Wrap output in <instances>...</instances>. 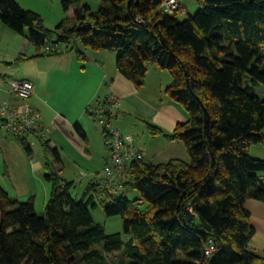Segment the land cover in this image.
Instances as JSON below:
<instances>
[{
    "label": "trees",
    "instance_id": "16d2710c",
    "mask_svg": "<svg viewBox=\"0 0 264 264\" xmlns=\"http://www.w3.org/2000/svg\"><path fill=\"white\" fill-rule=\"evenodd\" d=\"M164 1L101 0L93 11L62 0L74 14L48 30L37 13L0 0V24L23 36L35 57L75 52L86 61L87 50L114 51L118 72L137 84L152 65L169 70L166 92L188 118L171 132L147 129L182 142L189 157L135 159L119 192L94 179L76 201L73 184L54 172L56 148L39 139L50 196L39 216L34 197L19 202L0 187V264H111L112 253L117 264H264L250 247L255 230L244 207L264 202V160L249 154L264 144V0H195L200 9L183 21V7L166 13ZM97 207L123 219L125 241L93 222L89 208Z\"/></svg>",
    "mask_w": 264,
    "mask_h": 264
},
{
    "label": "crops",
    "instance_id": "0c3cea01",
    "mask_svg": "<svg viewBox=\"0 0 264 264\" xmlns=\"http://www.w3.org/2000/svg\"><path fill=\"white\" fill-rule=\"evenodd\" d=\"M27 44L23 36L12 32L0 24V63L11 64L13 61L17 62L20 60L24 64L20 72L16 74L14 80H29L33 84V94L28 100V104L41 115L42 123L49 127L46 140L49 141L53 148H56L60 158V163L56 167L62 163V154L66 155L75 166H78V158L85 162V153L88 151L92 136L93 143L97 145L96 154L98 158H91V162L95 161L97 163L96 168H94L96 170L89 174L81 170L80 173L82 174L81 176H89L88 183L93 182L96 179V173H99L107 163L109 150L104 144L102 132L92 124L93 121H90L92 119H90L91 117L87 114L86 109L90 105L100 101L105 94H113L111 91L113 87L119 89L127 83L122 80L124 77L120 73L119 75L113 71V58L104 55V53L93 51L96 52L92 56L94 59L92 62L86 61L84 67V65L81 66L76 56L68 53L56 56L35 57V51ZM87 68L89 70V79L85 81L82 78V71ZM3 75H6V73H0V82L3 81L1 79ZM76 75L77 78L74 77ZM90 76H92L91 80ZM109 78L111 83L107 84L105 81L109 80ZM88 83L91 84V88H87L86 85ZM103 85L107 86V92L100 95ZM67 89H69L71 94L73 91L83 92V97H86V104L83 109L84 115L80 113V108L76 109L77 114L72 115L68 107L59 103V99L62 98ZM8 99L12 100L14 97L8 92V88L3 85L0 87V103ZM118 100L120 108L121 99L119 98ZM117 111L118 113L120 112L119 109ZM85 116H88L89 119ZM182 120L183 118L172 117L170 114L164 116L163 123L167 122L169 126L168 129L162 130L171 132ZM75 125L81 128L83 134H80L75 129ZM116 126L122 135H130L124 132L117 124ZM29 138L36 137L28 136L24 139V143L28 146V149L23 148L27 156L19 144L16 143V145L14 143L13 140L15 139L5 133L0 135V167L2 168V173L0 174L7 182L18 183L13 188L11 187L12 191L18 190V193H22V191L26 192L25 196L35 192L29 186L30 181L40 182L44 189H46L48 182L47 180H43L45 175H43L44 164L41 160L38 161L34 157L36 154L32 150L31 142L28 141ZM20 143L22 144L21 141ZM136 144L137 148L141 150L142 148L138 146L137 142ZM97 149L99 150L98 153ZM249 153L252 155H250L252 158L264 160V144L253 145ZM257 176L264 185V171L257 174ZM85 189L86 187L84 188L83 195ZM14 197L17 199V194ZM244 207L250 214L251 226L255 230V236L260 238L261 251L264 252V202L249 199L245 202Z\"/></svg>",
    "mask_w": 264,
    "mask_h": 264
},
{
    "label": "rangeland",
    "instance_id": "374dc122",
    "mask_svg": "<svg viewBox=\"0 0 264 264\" xmlns=\"http://www.w3.org/2000/svg\"><path fill=\"white\" fill-rule=\"evenodd\" d=\"M23 9L30 10L37 13L41 19L43 26L48 30H54L58 22L62 19L71 17L74 14L75 5H71L69 10L66 12L63 9L62 0H15ZM87 5L91 10H97L101 6V0H79V5ZM184 10L182 13L178 15L179 21H183L187 16H194L198 10L200 9V5L195 0H184L182 2ZM29 45V44H27ZM30 48L32 47L29 45ZM34 50V48L32 47ZM43 50V49H42ZM98 53H104V55H108L113 58L112 69L114 72L118 73L116 68V59L118 56L117 52L114 51H97ZM68 54H72L76 56L75 52H67ZM96 52L92 50H87V60L91 61L94 59L92 56ZM61 55V54H60ZM86 61H80L81 66L84 65ZM24 64L19 61H13L11 64L0 63V73L5 74L1 77L2 80L15 79L16 74L20 72L22 66ZM85 67V65H84ZM88 68L82 71L83 80H88ZM120 75V74H119ZM77 78V75L74 76ZM73 77V78H74ZM121 77V76H120ZM72 78V79H73ZM79 78V76H78ZM122 78V77H121ZM92 76H90V80ZM123 81H126V85H123L122 88L115 89L112 88V93L121 99V106L118 108L120 112L116 113L115 127L116 124L132 135L135 139V142L138 143L143 150L144 157L152 162V163H164L170 159H180L184 161H189V157L186 153L185 147L182 142H167L162 136L153 137L150 135L147 129V125L151 124L154 126H159L161 129H168V123H163V117L168 116L169 114L172 117L183 118L182 122H185L188 118L186 111L180 104L172 101L166 92V87L171 83V75L169 70L161 69L156 65H152L148 67L146 76L143 80L142 84H137L125 78H122ZM107 84L111 83L109 80L105 81ZM87 88H91V84L88 83ZM262 89V88H261ZM107 92V86L103 85L102 91L100 95L105 94ZM83 92L73 91L70 93L69 89L65 90V93L62 95V98L59 99V103L63 104L69 108V111L73 114H77L76 109L80 108V113H83V109L85 107V99L83 97ZM106 97V94L100 99ZM98 102V101H97ZM96 102V103H97ZM95 104V103H94ZM86 109V108H85ZM76 116V115H75ZM81 116V115H80ZM89 119L88 116H85ZM185 118V119H184ZM92 119V118H90ZM92 124L101 131V128L98 126L94 120H90ZM117 129V128H116ZM118 130V129H117ZM8 135L9 137L15 139L14 143H18L19 146L24 151V146L20 143V141L11 135L7 134L3 130H0V135L3 134ZM29 142H31L32 150L34 157L41 160L44 163V158L42 155V141L36 138H29ZM92 140L89 143L88 151L85 153L84 159L86 161H82L78 158L77 163L78 166L73 165L68 157L64 154L61 155L62 163L54 168V172L58 174V177L63 182L72 183L73 186L69 188V194L71 198L76 201H80L83 197V191L88 183L89 176H81L80 171H84L86 174L93 172L94 168H96L97 163L95 161L91 162V158L97 159L98 155L96 154L97 145L93 143ZM17 145V144H16ZM99 150L97 149V153ZM250 154V153H249ZM25 155H27L25 153ZM251 155V154H250ZM28 156V155H27ZM252 156V155H251ZM61 169V171H60ZM98 169V168H97ZM0 173H2V168L0 167ZM46 173L44 170L43 175ZM260 174V173H259ZM43 178V177H42ZM46 181L45 178H43ZM18 185V183L7 182L4 180V177L0 174V187L5 190L8 195L12 198H15L17 194V200L19 202H25L30 197H34L35 201V212L41 216L44 210V207L50 196V183L47 182L46 189L43 188L40 182H29V186L35 192L30 195L25 196L27 193L23 192L18 193V190L12 191L11 187ZM8 189V190H7ZM46 191V193H45ZM125 197L129 200H133L137 197V192L135 191H123ZM16 199V198H15ZM91 217L94 223L100 224L104 228V232L106 235H111L114 233H122L123 234V219L120 216H107L104 210L100 207L95 209L89 208ZM126 240V237L123 234V241ZM251 249L259 254L264 255V252L261 251L260 246V238L254 236L250 241ZM117 253L108 254L106 257L109 259L111 264H117Z\"/></svg>",
    "mask_w": 264,
    "mask_h": 264
},
{
    "label": "built area",
    "instance_id": "2783aa9c",
    "mask_svg": "<svg viewBox=\"0 0 264 264\" xmlns=\"http://www.w3.org/2000/svg\"><path fill=\"white\" fill-rule=\"evenodd\" d=\"M179 4L176 0H167L164 3L165 11L170 12ZM3 85L14 99L0 103V129L18 139H26L28 136L46 139L49 127L42 123L41 115L28 104L33 94L32 82L9 79L1 81L0 87ZM118 107V98L109 93L103 101L87 108L102 129L104 144L109 150V159L100 172L96 173L95 178L99 184L107 186L113 192L122 189V180L127 176L126 166L131 161L144 157L143 152L137 149L134 137L122 135L116 129L115 115ZM212 250L210 248L206 254H210Z\"/></svg>",
    "mask_w": 264,
    "mask_h": 264
},
{
    "label": "bare ground",
    "instance_id": "6f19581e",
    "mask_svg": "<svg viewBox=\"0 0 264 264\" xmlns=\"http://www.w3.org/2000/svg\"><path fill=\"white\" fill-rule=\"evenodd\" d=\"M165 1H167V0H165ZM165 1L163 2V5H162L164 11H165V7H164V3H165ZM176 1H177V0H176ZM183 1H184V0H180V1H178L180 4H179V6H178L177 8L171 10L170 12H166V11H165V12H166V13H171V12H173L174 10L178 9L179 7H183V4H182ZM183 10H184V7H183Z\"/></svg>",
    "mask_w": 264,
    "mask_h": 264
}]
</instances>
